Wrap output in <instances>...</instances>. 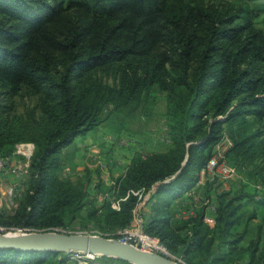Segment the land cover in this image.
<instances>
[{"label": "trees", "instance_id": "16d2710c", "mask_svg": "<svg viewBox=\"0 0 264 264\" xmlns=\"http://www.w3.org/2000/svg\"><path fill=\"white\" fill-rule=\"evenodd\" d=\"M239 1L0 0V90L32 88L46 117L31 140L28 188L12 215L0 213V226H71L86 192L59 178L61 150L101 124L106 104H139L157 90L166 95L170 146L134 155L110 185L99 181L107 198L86 216L119 231L133 222V192L153 188L144 230L184 264H264V196L255 198L256 185L264 190V0ZM1 113L0 157L20 140L15 119ZM225 135L228 163L251 172L239 188L216 193L209 226L204 200L213 182L198 180ZM199 189L203 203L182 218L178 208ZM59 256L0 248V264H63Z\"/></svg>", "mask_w": 264, "mask_h": 264}, {"label": "rangeland", "instance_id": "374dc122", "mask_svg": "<svg viewBox=\"0 0 264 264\" xmlns=\"http://www.w3.org/2000/svg\"><path fill=\"white\" fill-rule=\"evenodd\" d=\"M191 1L195 4L205 6H218L226 2H235V4L240 2L239 0ZM259 25L264 29V13L259 17ZM107 82L108 85H111L112 80L107 79ZM133 101L127 106L119 109L114 108L110 103L106 104L102 112L103 121L101 124L88 131L86 134L77 136L72 143L61 150L59 157L63 167L59 171V178L70 181L81 189L83 188L86 192V197L83 202L82 210L71 226L66 230L58 231L94 235H102L103 233L102 236L107 235L106 237L113 238V233H117L118 230L114 232L102 231L97 228L94 218L86 216L92 207L101 206L104 198H107L105 192L98 191L97 189L98 182H102L101 178L98 177L99 172L95 170L98 169V167L95 169L92 167L91 169L90 166L96 164V160L99 158H105V162L106 160L108 161V159H125L130 155L146 157L155 152H162L160 150H163L169 145L166 118V95L156 90L149 94H143L139 104ZM0 110L2 111L1 118H7L9 121L15 119L14 123L17 137L20 139L14 144L10 152H5L0 157V213L6 217L15 212L28 188L29 166L35 151V145L31 140L32 138L40 136L41 128L46 123V117L41 109L39 93L30 87L22 86L16 93L8 89L0 90ZM102 135L107 137L109 144L100 139ZM224 138L230 140V138L225 135L217 144H219V149L226 156V151L230 145L227 144ZM229 160L233 162V159L229 158ZM236 167H238L236 168L237 172L246 180V176H249V172H251L250 166L245 168ZM200 178L201 183H198L199 185H203L206 179L207 181L213 182L212 189L208 194L210 198L209 200H204V204H207V207L210 208L208 213H210V216L214 219L216 193L235 190L240 187L242 181L224 184L216 177H208L205 173L200 174ZM252 179L254 178L252 177ZM109 184H111V182H109ZM256 190L262 191V189ZM113 197L114 196L109 197L110 200L113 199L111 206L114 209H118V200H114ZM203 197L204 191L199 189L197 192H194L192 203L187 201L182 207L177 208L178 210L189 213L192 211V205L199 206L201 204ZM144 198V194L142 193L139 201ZM139 213L142 217L141 220L144 222L143 214L141 212ZM210 216L208 218H211ZM137 218L139 219V216H137ZM0 230L3 232H34L32 230L25 231L17 228L7 229L2 226H0ZM58 254L60 256L57 258L60 259L63 257L64 262L74 260L78 264H81L84 260L83 258H85V254L77 253L76 251ZM73 257L75 259H71ZM45 264H55V261L49 260L45 262Z\"/></svg>", "mask_w": 264, "mask_h": 264}, {"label": "water", "instance_id": "95a60500", "mask_svg": "<svg viewBox=\"0 0 264 264\" xmlns=\"http://www.w3.org/2000/svg\"><path fill=\"white\" fill-rule=\"evenodd\" d=\"M0 248L54 254L87 251L129 264H180L161 254L145 252L112 237L58 230L29 233L0 230Z\"/></svg>", "mask_w": 264, "mask_h": 264}, {"label": "built area", "instance_id": "2783aa9c", "mask_svg": "<svg viewBox=\"0 0 264 264\" xmlns=\"http://www.w3.org/2000/svg\"><path fill=\"white\" fill-rule=\"evenodd\" d=\"M224 139L227 142V144L231 146L230 140L228 138H224ZM225 157H226L225 154L219 149V144H217L215 146L214 153L208 159L205 168L201 170L200 174L205 173L208 177H212V178L216 177L219 181L223 182L224 184L245 181L244 178H242V176L237 172L236 168L227 162ZM199 182L201 183V178ZM255 187L259 190L262 189L261 185H256ZM152 189L146 192L147 193L146 197L140 200L138 202V206L133 210L132 224L118 231L116 233V236H113V238L124 243L132 244L145 252L161 254L180 264H184L180 259H177L175 256H173L169 252L167 247L162 242H160V240L157 237L148 234L144 230L143 221L141 220L142 217L139 213V208L143 204V202H145L149 198ZM133 193L135 195H138L139 198L141 197L142 194L141 191H135ZM263 196H264V190L262 189L261 192L258 191V194L256 195L255 198L259 200L262 199ZM137 216H139V219L137 218ZM56 230H60V229H56ZM77 253L85 254V258H83L84 260L81 264H108L106 258H110L94 253H87V252H77ZM71 259H75V258L73 257ZM110 259L112 260L110 264H125L124 261L113 258Z\"/></svg>", "mask_w": 264, "mask_h": 264}, {"label": "crops", "instance_id": "0c3cea01", "mask_svg": "<svg viewBox=\"0 0 264 264\" xmlns=\"http://www.w3.org/2000/svg\"><path fill=\"white\" fill-rule=\"evenodd\" d=\"M100 139H102V141L104 140L107 144H109L108 143L109 141H108L106 136L102 135ZM90 142H91V139H90ZM168 142H169L168 146H170V139ZM168 146H166L163 150L161 149L160 151H165ZM108 149H109V146H108ZM132 158H133V155H130L128 158L126 157L125 159H116V160L108 159V161L106 160L105 162H104L105 158L104 159L99 158L96 160V164H93V166H90V167H91V169H92V167L94 169L96 167H98V169H95V170H97L99 172L98 177L101 178V181H102L101 183H103V184L105 183V185L106 184L110 185L109 182H111V184H112L113 180L124 175V173H125L126 169L128 168ZM199 180H200V178H199ZM199 180H198V183H200ZM143 194H144V197H146L147 193L145 192ZM148 199L145 202H143V204L139 208V212H141L143 214L144 218L147 217L148 212H149L148 205H150V203L147 202ZM209 210H210V208L207 207L206 208V215L204 217V222L207 223L209 226H213L214 219L210 216L211 214L208 213ZM189 213H187L183 210H178V214L182 218H187ZM209 216L211 218H208ZM107 262H108V264H110L112 262V260H107ZM64 264H78V263L73 260V261H65Z\"/></svg>", "mask_w": 264, "mask_h": 264}, {"label": "bare ground", "instance_id": "6f19581e", "mask_svg": "<svg viewBox=\"0 0 264 264\" xmlns=\"http://www.w3.org/2000/svg\"><path fill=\"white\" fill-rule=\"evenodd\" d=\"M82 251V250H81ZM87 252V251H86ZM87 253H90V252H87ZM94 254H97V253H94Z\"/></svg>", "mask_w": 264, "mask_h": 264}]
</instances>
